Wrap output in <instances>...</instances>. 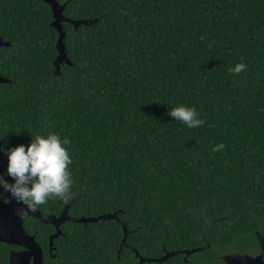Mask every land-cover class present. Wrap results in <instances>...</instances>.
Listing matches in <instances>:
<instances>
[{
  "label": "trees",
  "instance_id": "16d2710c",
  "mask_svg": "<svg viewBox=\"0 0 264 264\" xmlns=\"http://www.w3.org/2000/svg\"><path fill=\"white\" fill-rule=\"evenodd\" d=\"M56 1L65 4L64 17L94 21L75 29L62 23L71 65L59 75L50 7L38 0L2 6L12 84L0 92L1 152L48 131L67 138L73 215L117 213L126 243L143 258L200 247L201 236L210 248L190 258L203 264L257 254L254 233L264 237V0ZM241 62L247 70L229 74ZM181 104L194 106L204 125L190 129L168 115ZM220 143L226 147L214 152ZM63 232L58 258L65 264L117 258L123 237L114 220L69 222Z\"/></svg>",
  "mask_w": 264,
  "mask_h": 264
},
{
  "label": "flooded vegetation",
  "instance_id": "af4514ba",
  "mask_svg": "<svg viewBox=\"0 0 264 264\" xmlns=\"http://www.w3.org/2000/svg\"><path fill=\"white\" fill-rule=\"evenodd\" d=\"M7 2H10V0H0V16L2 6ZM11 49L12 44L10 41L5 40L0 35V72L2 73L1 68H4L5 70V75L0 73V92H3L12 84V80L7 76L10 68V62L8 61L10 56L8 55H10ZM7 168L8 155L0 150V176L10 184L14 183V179L7 174ZM71 199L75 200L73 196ZM58 203L59 199L49 200L47 204L39 206L34 212L29 211L27 216L21 219L15 214V210L17 208L26 209V206L18 203L11 197L10 193L4 192L3 189L0 188V233H4L6 230L13 227L16 230V234L20 236L18 241L20 244L10 243L5 239H3L4 241H0V264H65L64 261H66V258H58V250L60 246V238L64 237L63 227L70 221H65L58 226L55 224L56 219H58L61 213H63L64 206L67 204L63 201L62 208L59 209ZM73 206L74 202L69 205L68 210L65 212L66 216L69 218H75L73 215ZM44 220L48 221L45 222ZM73 232L74 231L71 228V233ZM254 234L259 247V252L257 254L227 253L219 256V258H213V261H216V264H227V258L224 257L232 255L237 258L230 259L238 262H243L245 260L243 257L249 256L251 257V260L259 259V262L264 264V237L258 232H255ZM122 238L117 242L118 248L115 249L117 258H68L67 260L70 264L83 262L85 260H89V262L87 261V264H203L202 258H190L198 253H193L188 256L180 254L182 258H166L161 262H158L157 260L162 258H143L142 256V258H139L140 255L137 257L135 256L136 250L126 243L127 239L123 242ZM201 242L202 245L200 247L204 245L203 236H201ZM121 243L122 247L120 252L122 249L127 250V258H119L120 252L118 254V251ZM260 255L261 258H256Z\"/></svg>",
  "mask_w": 264,
  "mask_h": 264
},
{
  "label": "clouds",
  "instance_id": "9594fccd",
  "mask_svg": "<svg viewBox=\"0 0 264 264\" xmlns=\"http://www.w3.org/2000/svg\"><path fill=\"white\" fill-rule=\"evenodd\" d=\"M246 70L247 65L241 62L228 71L229 74L239 75ZM168 115L190 129L201 127L205 123L199 118L194 106L181 104L171 109ZM69 143L67 138L62 139L56 132L48 131L45 135L32 136L31 143L27 146L21 144L8 150L7 174L14 179V183L10 184L0 176V188L26 206V209L15 210V214L21 219L49 200L59 199L67 203L73 196L74 180L69 167L73 161L66 148ZM225 147L220 143L212 150L222 151Z\"/></svg>",
  "mask_w": 264,
  "mask_h": 264
},
{
  "label": "water",
  "instance_id": "95a60500",
  "mask_svg": "<svg viewBox=\"0 0 264 264\" xmlns=\"http://www.w3.org/2000/svg\"><path fill=\"white\" fill-rule=\"evenodd\" d=\"M43 3H45L46 5H48L50 7V11L52 13V17L53 20L51 22V27L54 28L57 33H58V38L55 44V49L57 51V56L55 58V60L53 61V66H54V70H53V75H59L60 74V66L63 64L66 65H71V63L69 62L66 53H65V46L63 44V39H64V32H63V28H62V23L66 22L69 23L73 26V28H77L79 25H91L94 23V21H87V20H71L68 19L66 17H64L63 15V11L65 8V4H58L55 0H40ZM75 203V200H72L70 198V200L67 202V204L64 206V211L63 213H61L60 217L58 219H56L55 224L58 226L60 224H62L65 221H70L73 222L75 224H91V223H96L97 221H101V220H114L117 223L121 224L122 226V231H123V238L122 241L125 242L126 240V228L124 226V224H122L118 217H117V213H107L104 215H100L94 218H90V217H83L81 216L80 218H69L66 216V211L69 208V205L71 203ZM21 221V220H20ZM45 222L48 220H44ZM20 225V224H19ZM20 236L16 234V230L12 227L9 230H6V232H1L0 233V241H4L3 239L7 240L10 243H15V244H20L19 241ZM204 245L200 248H193L192 250H179V251H165L163 250V255L160 257L162 259L157 260L158 262H161L162 260H165L166 258H173L177 255L180 254H184V255H191L193 253H199L202 252L204 250H208L210 248V244L209 242L205 241L204 237ZM122 247V243L119 246V251L118 254L120 252V249ZM135 256H139L138 252L135 251ZM139 258H142L141 256H139ZM224 258H227V264H261L259 262V259L256 260H251L249 256H244L243 258H245V260L243 262H238L235 261L233 259L230 258H237L234 257L232 255H227ZM256 258H261V255L256 257Z\"/></svg>",
  "mask_w": 264,
  "mask_h": 264
}]
</instances>
